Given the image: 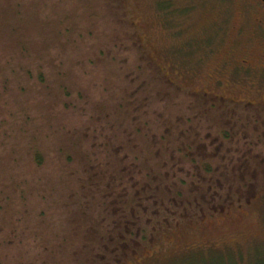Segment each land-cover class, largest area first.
Listing matches in <instances>:
<instances>
[{"label": "rangeland", "instance_id": "1", "mask_svg": "<svg viewBox=\"0 0 264 264\" xmlns=\"http://www.w3.org/2000/svg\"><path fill=\"white\" fill-rule=\"evenodd\" d=\"M4 1L0 0V49L4 48L0 52V250L7 255L5 264H21L22 260L23 264H38L34 259L52 253L51 244L54 246V240H59L63 232L67 236V213L61 204L74 198L73 188L80 192L78 182L66 187L72 180L68 174L81 164L82 154L92 144L102 143L107 135L99 132L112 130L118 139H124L130 131L123 129L133 121L139 124V120L141 125L145 119L156 120L158 124L163 119L156 118L157 114L174 115L175 110L177 113L186 108V100L193 99L186 94L189 91L235 99L234 92L229 91L233 88L252 101L248 89L260 85L263 97L255 101L264 100V54L250 57L249 53L255 48L249 38L254 35L257 19L264 18L260 0L257 13L252 9L256 0H123L126 27L114 23L105 7L101 11L102 2L95 0ZM9 13L22 20L23 31H29L27 35L42 47L43 52L38 54L39 59L45 58L43 64L39 61L29 65L28 58L34 52L24 53L20 46L9 49L4 42L5 35L11 32L3 20ZM103 16L106 19L102 20ZM116 24H120L116 27L123 38L121 43H130H124L126 51L112 46L115 43L110 40L113 33L109 30ZM54 27L62 35L59 40L52 36ZM65 41L70 48L59 49ZM133 41L145 51L138 53ZM260 48L263 47L257 46ZM140 54L156 69L148 66ZM88 59L94 64L87 63ZM35 65L42 66L41 76L35 74ZM249 67L255 68V75L247 70ZM24 68H29L32 76L22 75L15 85L11 73L16 75ZM156 71L161 78L155 81ZM110 79L126 84L123 101L117 92L106 88L112 84ZM167 79L174 84H167ZM223 79L225 84L220 82ZM151 83L156 86L152 88ZM143 84L149 85L147 90L152 88L143 98L144 103L135 95L136 88ZM222 86H227L224 94ZM242 97L238 94L237 99ZM163 98L167 100L164 107ZM138 101L140 119L135 121V114L130 112ZM106 115L112 120L107 119L108 124L103 121ZM94 130L102 139H97ZM73 139L77 144L71 143ZM35 147L45 156L42 165L33 159ZM60 150L66 158L71 155L72 166H67ZM45 167L60 168L65 186L59 192L50 189L52 182L48 179L54 173H42ZM253 194L257 203L243 210L246 216L235 223L226 218L237 215L226 214L215 218L216 222L223 221L222 227L210 224L209 229H199L204 226L197 223L194 230L188 226L173 228L153 243L145 240L124 263L264 264V191ZM77 202L82 203L83 198ZM77 219L80 222L81 218ZM68 227L69 231L75 229L72 224ZM77 231L79 234L80 229ZM36 236L38 240L44 236L43 240L49 239L46 252L36 242Z\"/></svg>", "mask_w": 264, "mask_h": 264}, {"label": "flooded vegetation", "instance_id": "2", "mask_svg": "<svg viewBox=\"0 0 264 264\" xmlns=\"http://www.w3.org/2000/svg\"><path fill=\"white\" fill-rule=\"evenodd\" d=\"M260 2L264 4V0ZM259 8L256 0L252 9L257 13ZM260 11L264 12V7ZM256 23L254 35L249 38L255 47L249 52L252 53L250 57L264 54V18L257 19ZM260 45L263 48L257 49ZM247 70L255 75V68ZM166 81L174 84L169 79ZM220 82L225 84L227 81ZM226 88L222 86L223 94ZM248 90L252 101L233 88L229 91L234 92L235 99L213 92L189 91L186 94L190 93L193 99L186 100L185 109L182 107L177 113L175 110L174 115H156L163 119L158 123V126L162 124L160 128H156V120L148 121L149 131L156 130L152 134L147 132L152 139L153 153L161 155V158L155 156L154 160L153 156L148 161V167L156 172V177L151 175L149 178L152 181L149 189L160 205L142 218L143 235L151 238L145 240L153 243L173 228L188 226L194 230L197 223L204 226L199 229H209L210 224L222 227L223 221L216 222L215 218L226 214L237 215L226 218L229 223H235L246 216L243 210L257 203L253 191H264V100L255 101V98L263 97L260 85ZM238 94L243 99H237ZM162 147L167 152L163 150V153ZM163 155H170L172 162L164 161ZM173 157L176 160L182 158L183 164H176ZM127 170H123L124 189L130 200L135 192L145 194L147 185L141 182L138 173V179L129 178ZM159 189H165L166 196ZM143 199L146 198L137 196L138 201ZM135 207L146 213L144 207L132 205ZM152 207H156V203ZM6 257L0 250V264H5Z\"/></svg>", "mask_w": 264, "mask_h": 264}, {"label": "trees", "instance_id": "3", "mask_svg": "<svg viewBox=\"0 0 264 264\" xmlns=\"http://www.w3.org/2000/svg\"><path fill=\"white\" fill-rule=\"evenodd\" d=\"M95 1L102 2L101 11L103 12V8L105 7V13L108 17L111 16L113 18L114 23H120L122 26L126 27V10L123 0ZM4 3L8 4L9 0H5ZM90 16L92 18L95 17L94 14H90ZM103 19H106V17L103 16L102 20ZM3 20H5V22L8 24L7 27L9 28V30H11L10 33H7L5 35L7 38H5L4 42L7 44L8 48L13 49L14 47L20 46L24 53L30 50V52H34L33 54L35 57L33 56L30 59L27 57L29 65L33 66L34 63H39V61H42L43 64L45 58L39 59L40 54H38V52H43V49L39 45V47L36 46L37 42L35 43V40L31 39L30 36L27 35L30 34L29 31H23L22 20L18 19L16 15H10V13L8 14L7 18H4ZM120 24H116L115 26L111 27L109 26V31H112L113 33V36H111L112 39L110 40L111 42L115 43V45H112L110 41H108V44H111L112 46L117 48L118 51H126V45H124L125 42L121 43L123 42V38L121 39L119 37V29L116 27ZM35 26L39 31V26ZM56 30L57 29L54 27L52 36L59 40L62 35H59ZM135 37L137 38L136 34ZM68 44L69 43L65 41V43H62L58 48L61 50H67L68 48H70V45ZM125 44L130 43L128 42ZM136 44L138 45L136 46ZM32 46H34L35 49L31 48ZM133 46L138 48V53H140V50L143 49L140 43L136 41H133ZM3 51L4 48L2 47V49H0V52L2 53ZM140 58H144V55L140 54ZM144 59L148 63V66L152 65L149 59ZM23 60L24 59L21 57V61ZM87 63L94 64L93 61H90L89 59L87 60ZM9 64L10 63H8V66ZM34 68L35 74L41 76L42 66L35 65ZM156 73L158 77H155V81L158 78H161L159 77L160 72L156 71ZM11 75V81L16 85L17 80L21 79L22 75L31 77L32 73L29 68H24L20 69L19 73H17L16 75L15 73H11ZM111 76L113 75L111 74ZM110 81L112 82V84H108L106 88H108L110 91L112 90L117 92L118 96L123 101V95L125 94L126 98V90L128 89L126 84L123 81H119L118 83L116 81L114 83L112 79H110ZM150 81L154 82V80L152 79H150ZM2 84L5 85V81H3ZM143 85L146 86L143 87ZM143 85L136 88L135 95L140 96V98H142L141 101L144 103L145 99L143 98L145 97L146 93L156 85L151 83L150 85L153 86L149 90H147L149 85ZM64 92H67V90H64L63 93ZM104 93H106V91ZM133 100H135V96H133ZM140 103L141 102L138 101L137 105L133 108V111L130 112L135 114L132 118L135 121L137 119H140ZM166 103L167 100L163 98L162 106L164 107ZM162 114L163 113H159V115ZM104 118L105 120L103 121L105 124H108V122L112 121L111 119H108L107 115ZM125 120H127V118ZM138 122L139 124H134L133 121V123L127 126V128L123 129L124 131H130V133H128V136L124 139H118V137L112 133V130L109 132L107 131V129H105L107 133L99 132L101 135L108 136V139L107 136H103L102 139L100 134L96 133V131L94 130V133H96L97 135V139H102L103 144L101 143L99 146H95L94 144H92L90 146V150L87 153L82 154L83 161L81 162V164L78 165L74 170L71 167L72 171H69L68 174V176L71 177L72 180L66 184V187L73 182L74 184H77V182L80 183V196L77 192V188H73V192L71 194L74 195V198L71 197L70 199H68V204H66L64 200L61 204V207L64 208L67 213L66 219L68 221V224H66L67 231H65L67 236L65 237L63 232L59 240H54L55 245L53 246L51 244V248H54L52 250V253L50 251V253H48L46 257L42 256V259L36 258L34 259V262H38V264H123L125 258L128 255H130L132 252L136 253L139 250L138 248H141L144 245L147 234L143 235L144 228L142 227V218L143 216L147 215L150 210L158 209L160 205V202H158L153 197V192L149 189V185L152 182L149 178L151 175L156 177V172L152 171L151 168L148 167V161L153 156L154 157L152 159L154 160H156V157L158 156L161 158V155L159 154L158 156H156L155 153H153L154 149L150 144V140L152 139L147 133L150 132L149 130L151 128L148 120L145 119V121H143L141 125L139 120ZM161 125L162 124L158 126L157 124L156 128L157 126L160 128ZM82 127L83 125L79 127V129L82 130ZM73 131L74 130H71L69 132L72 133L73 136H75ZM71 143L77 144V139H73ZM35 149L32 151L33 159L37 165H42V161L45 160V156L41 153V150ZM163 150H165L164 147H162V152ZM60 151L62 153V158L64 156V158L67 159V166H72L73 161L71 159L72 157H70L71 155L68 156L69 158H66V153L62 150ZM55 157L59 158L60 155L58 156V154H56ZM173 159L176 164H183L182 158L176 160L175 157H173ZM163 160L166 162H172L170 155H163ZM124 168L128 169L127 172L129 173V178L138 179L136 178L138 173L141 182H144L147 185L145 194H142L141 192H138L136 194L135 192L134 196H132L129 200V197L124 189ZM45 172L47 176L54 173V177L48 179V181L52 182L50 183V189L59 192L64 188L65 180L64 177L60 179L59 167L57 169L45 167L42 173ZM61 176H63V174ZM156 183L158 184V182ZM163 185H166V183L164 182ZM68 188L71 189V187ZM159 191H161V194H163V196H166L165 189L164 191L159 189ZM137 196L142 198L145 197L147 200L143 199L142 201H138ZM81 198H83V202L78 203L77 201L80 202ZM131 201H133V206L144 207L146 213L136 207L132 208ZM83 203H85V205H83ZM153 203H156V207H152ZM188 205L191 204L188 203ZM61 213L62 217H64V213L62 211ZM77 217L81 218L80 222L78 221ZM70 224L75 227V229L72 231H69L68 229V225ZM60 227L64 231L63 222L61 223ZM77 228L80 229L79 234H76L78 232ZM44 237L38 240L36 236V242L39 246L43 245L44 251L46 252V246L49 239L43 240ZM27 261L28 260H26V262ZM22 262L25 263L24 260H22Z\"/></svg>", "mask_w": 264, "mask_h": 264}]
</instances>
